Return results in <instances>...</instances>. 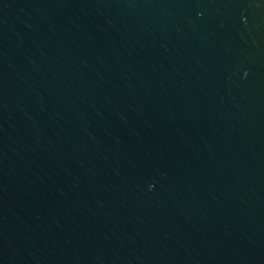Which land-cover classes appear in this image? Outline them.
Returning <instances> with one entry per match:
<instances>
[{
	"label": "water",
	"instance_id": "95a60500",
	"mask_svg": "<svg viewBox=\"0 0 264 264\" xmlns=\"http://www.w3.org/2000/svg\"><path fill=\"white\" fill-rule=\"evenodd\" d=\"M0 264H264V0H0Z\"/></svg>",
	"mask_w": 264,
	"mask_h": 264
}]
</instances>
